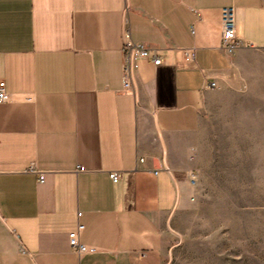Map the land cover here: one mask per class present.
I'll return each mask as SVG.
<instances>
[{"label": "crops", "instance_id": "obj_1", "mask_svg": "<svg viewBox=\"0 0 264 264\" xmlns=\"http://www.w3.org/2000/svg\"><path fill=\"white\" fill-rule=\"evenodd\" d=\"M126 27L163 60L138 58L128 89ZM248 48L264 49V0H0V264H168L210 102ZM79 220L96 253L70 247Z\"/></svg>", "mask_w": 264, "mask_h": 264}, {"label": "rangeland", "instance_id": "obj_2", "mask_svg": "<svg viewBox=\"0 0 264 264\" xmlns=\"http://www.w3.org/2000/svg\"><path fill=\"white\" fill-rule=\"evenodd\" d=\"M210 102L192 199L168 264H264V49Z\"/></svg>", "mask_w": 264, "mask_h": 264}, {"label": "built area", "instance_id": "obj_3", "mask_svg": "<svg viewBox=\"0 0 264 264\" xmlns=\"http://www.w3.org/2000/svg\"><path fill=\"white\" fill-rule=\"evenodd\" d=\"M221 25H222V36H221V47L228 52H234L241 46H243L242 39L237 34V8L233 5L225 6L221 9ZM248 47L253 45L248 43ZM123 51L126 58L125 72L126 78L124 81V89L131 87V73L132 69L136 67V60L140 57H152L155 65H161L163 60L156 54L155 50L148 48L142 43L135 42L131 36L130 29L126 27L123 32ZM184 57L186 61H192L195 57L194 48H185ZM210 87H216L215 82L208 84ZM9 98V94L6 91L5 82L0 80V102H4ZM140 162L144 161V158L139 159ZM31 172H37L35 166L29 168ZM39 182L42 183L45 180V174L43 172H37ZM111 177L114 182L120 180V173L113 172ZM192 184L196 183L195 175L190 178ZM82 217V212H78V219ZM85 229V225L80 222L77 223V227L69 232V244L70 247L76 250L79 254H93L97 252V248L89 246L81 241V234Z\"/></svg>", "mask_w": 264, "mask_h": 264}]
</instances>
